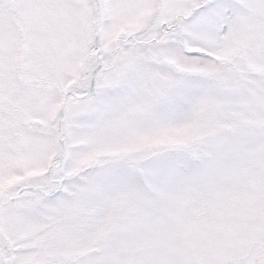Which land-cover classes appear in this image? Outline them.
I'll use <instances>...</instances> for the list:
<instances>
[{
  "label": "snow or ice",
  "instance_id": "6c2138e0",
  "mask_svg": "<svg viewBox=\"0 0 264 264\" xmlns=\"http://www.w3.org/2000/svg\"><path fill=\"white\" fill-rule=\"evenodd\" d=\"M0 264H264V0H0Z\"/></svg>",
  "mask_w": 264,
  "mask_h": 264
}]
</instances>
